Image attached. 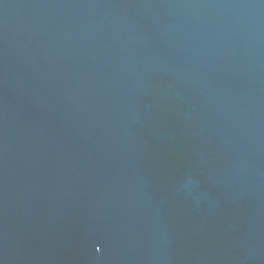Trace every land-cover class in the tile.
Listing matches in <instances>:
<instances>
[{
    "label": "water",
    "instance_id": "water-1",
    "mask_svg": "<svg viewBox=\"0 0 264 264\" xmlns=\"http://www.w3.org/2000/svg\"><path fill=\"white\" fill-rule=\"evenodd\" d=\"M0 264H264V0H0Z\"/></svg>",
    "mask_w": 264,
    "mask_h": 264
}]
</instances>
